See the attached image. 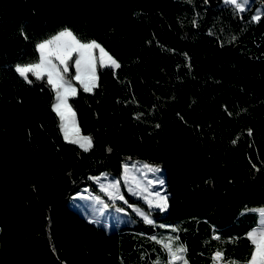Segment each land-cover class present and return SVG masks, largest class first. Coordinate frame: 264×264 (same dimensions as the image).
I'll return each instance as SVG.
<instances>
[{
	"label": "trees",
	"instance_id": "1",
	"mask_svg": "<svg viewBox=\"0 0 264 264\" xmlns=\"http://www.w3.org/2000/svg\"><path fill=\"white\" fill-rule=\"evenodd\" d=\"M49 0H0V97L46 88L54 117L0 127V170L29 199L0 192L3 206L26 210L5 219L0 206V264H169L186 248L187 264H249L248 232L264 207V10L223 0H90L86 19L55 21ZM82 1V0H81ZM62 29L99 44L120 65L96 66L85 92L69 60L68 97L85 151L64 139L47 77L15 70L39 60L38 45ZM31 81L29 83L28 81ZM126 158L164 169L166 208L138 198L152 223L134 220L108 232L69 205L91 176L118 173ZM155 237V239H152ZM162 241L163 243H158ZM175 264H182L176 260Z\"/></svg>",
	"mask_w": 264,
	"mask_h": 264
},
{
	"label": "rangeland",
	"instance_id": "2",
	"mask_svg": "<svg viewBox=\"0 0 264 264\" xmlns=\"http://www.w3.org/2000/svg\"><path fill=\"white\" fill-rule=\"evenodd\" d=\"M223 1L224 3H229L228 0ZM252 1L253 0H243L244 10ZM48 3L51 10V16L55 21L67 22L74 19H86L91 11L90 0H49ZM263 10L264 2L259 1L252 12V18L256 20V17L260 16ZM66 30L69 31L68 29H62L41 43L53 39L55 36H58L59 33ZM79 42L82 44L91 43ZM105 52L111 56L107 51ZM92 54L96 58V67L97 64H100L99 49H93ZM77 55V53H73L71 59L75 71V60ZM53 62L58 64V61L54 60ZM36 63H39V60L31 64ZM69 64L70 62L68 61V69ZM58 66L61 67V69L63 67L59 64ZM63 75L64 79L68 81L66 75ZM85 79L88 80L89 78ZM23 95L24 97L17 101L7 102L12 113H9L4 109L3 101L0 97V127L18 128L20 126V121L30 125L35 122L36 113L38 114L44 129L54 124L55 119L47 105L49 99L48 89L27 87L23 91ZM55 102L54 98L53 104ZM0 172L3 171L0 170ZM91 179L97 186L98 191L93 190L89 185L81 186L73 195H71L69 205L85 218L103 226L108 232L133 222L134 217L132 213L141 218H145V216L149 218V213L145 207L130 198H138L151 208H161L158 206L159 200L157 198V193H159L161 197H165L163 167L159 164L148 163L142 159L126 158L123 160L122 167L118 173L101 171L100 173L91 176ZM116 184H118V188H108L107 192L102 188V185L108 187L109 185ZM0 192L4 196L13 200H23L24 191L21 190L13 180L5 177L2 173H0ZM120 196H122L123 199H120ZM0 203H2L1 198ZM141 213H143V215H141ZM260 224L261 222H259V225ZM258 227L259 226L254 227L251 232L257 230Z\"/></svg>",
	"mask_w": 264,
	"mask_h": 264
},
{
	"label": "snow or ice",
	"instance_id": "3",
	"mask_svg": "<svg viewBox=\"0 0 264 264\" xmlns=\"http://www.w3.org/2000/svg\"><path fill=\"white\" fill-rule=\"evenodd\" d=\"M228 2L235 5L236 9L240 11L244 10L243 0H239V2L238 0H228ZM256 19H259V16H257ZM38 48L40 52L39 63L17 66L15 70L20 76L24 77L25 80H28V73H32L37 79H44L46 75L47 83L55 92L56 102L52 105V109L60 118V129L63 132L64 139L69 143L78 144L80 148L88 151L92 147V139L89 136H82L80 134L75 112L68 104V97L75 96L77 91L71 81L64 79L63 74L68 72V61L72 59L73 53H77L78 55L75 60L76 75L74 79L80 81L85 92H90L96 86V58L92 54L93 49H99V62L102 67L112 66L114 68H119L120 65L95 41L82 44L71 31L67 30L62 31L51 40L40 43ZM54 60L58 61L59 65L63 66L62 69L57 63L53 62ZM85 78L89 79L86 80ZM28 82L31 83L30 80ZM102 188L107 192L108 188H118V184L109 185L108 187L102 185ZM119 198L123 199L122 196ZM157 198L159 200L158 206L166 208V198L161 197L159 193H157ZM262 212H264V210H262ZM141 215H143V213H141ZM145 221L147 223H152L146 216ZM248 238L255 246V251L251 256L249 264H264V220L261 221L257 230L248 233ZM152 239H155V237H152ZM157 242L163 243L162 241ZM164 247L171 255L169 264H175L176 260H181L182 264H187L183 255H180L187 251L186 248L181 247L176 251H172L170 240L169 243L164 244ZM222 259L223 253H216V256L213 258L214 264H220ZM155 264H160V262L156 261ZM230 264H235V262H230Z\"/></svg>",
	"mask_w": 264,
	"mask_h": 264
},
{
	"label": "crops",
	"instance_id": "4",
	"mask_svg": "<svg viewBox=\"0 0 264 264\" xmlns=\"http://www.w3.org/2000/svg\"><path fill=\"white\" fill-rule=\"evenodd\" d=\"M96 80H97V78H96ZM26 89V88H25ZM25 89H23V91L25 90ZM59 122H60V120H59ZM61 123V122H60ZM53 125V124H52ZM52 125H50V127H48V128H46V130H49L51 127H52ZM81 134V133H80ZM82 136H85V135H83V134H81ZM0 173H2L5 177H7V178H9V179H11V180H13V182L15 183V184H17V182H16V179H15V177L13 176V175H9V174H5V173H3V172H0ZM18 186V185H17ZM23 200H25V201H27L28 199H29V194L27 193V192H23ZM2 204V205H1ZM0 206L2 207V215H3V217L5 218V219H9V218H12V217H16V218H22L23 216H25L26 215V210H24V209H15V208H9V207H4L3 206V202L2 203H0ZM262 210H264V208H262L261 210H260V214H259V222H261L262 220H264V212H262ZM257 226H260L259 224L257 225ZM254 228V227H253ZM252 228V229H253ZM252 229H250L249 230V232H251V230ZM248 232V233H249ZM254 251H255V246H254V250H253V253H254ZM216 253H218V252H215V256H216ZM252 253V254H253ZM170 259H171V255H170ZM251 260V259H250Z\"/></svg>",
	"mask_w": 264,
	"mask_h": 264
}]
</instances>
